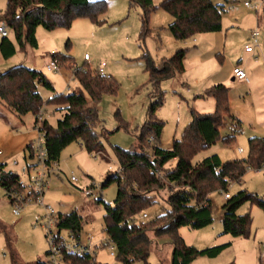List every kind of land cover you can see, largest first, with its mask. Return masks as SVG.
I'll list each match as a JSON object with an SVG mask.
<instances>
[{
    "label": "rangeland",
    "instance_id": "374dc122",
    "mask_svg": "<svg viewBox=\"0 0 264 264\" xmlns=\"http://www.w3.org/2000/svg\"><path fill=\"white\" fill-rule=\"evenodd\" d=\"M160 1L152 0L155 5ZM212 1L224 5L222 37L226 39L232 53L239 55L246 42L249 46L253 45L249 32L256 29L264 34V25L258 20V15L263 14V6L258 4L261 0ZM245 2L258 4L259 7L255 10L246 6ZM5 7L6 0H0V11ZM101 18L103 21L97 23L88 17H79L75 18L69 27L53 30L38 26L35 33L38 46L27 47L25 52L17 48L16 53L8 59H4L0 54V73L18 64L42 71L54 87L51 90L42 85L38 86V91L46 101L54 92L66 93L78 87V81L72 75L76 66L88 64L92 70H97L100 63H105L104 71L113 78L116 89L112 93H104L95 104L99 120L95 130L101 135L102 150L88 152L78 142L68 144L55 163L43 198L44 203L56 213L76 210L81 215L83 228L80 238L84 240L86 236L93 237L97 246L95 255L98 264H122L116 259L115 248L108 242L103 231V203H113L117 184L115 181L102 184L109 175L119 171L113 146L136 149L137 136L148 105L156 94L145 68L144 54L147 53L158 63L161 58L170 57L176 49L188 48L185 70L174 77L161 80L158 86L162 103L154 115L164 122L159 138V143L164 148L170 147L174 138H180L184 127L192 119V111L209 113L214 110V105H211L209 110L201 111L207 109L201 106L202 102L213 103L212 98L200 96L205 89L201 88L211 70L221 69L220 72L227 77L229 61L225 59L221 62L222 56H217L212 60V64L203 63L199 52L193 51L197 45V35L186 41L175 40L167 27L171 16L161 8L149 13V32L144 36L141 35L144 30L142 9L136 3L130 5L129 0H105V12ZM261 48L257 58L248 60V68L254 67L256 60L264 67V48ZM51 52L70 55L73 58V66L60 62L58 70H48L46 65L52 59ZM84 54H87V60ZM223 84L230 88V94H233L230 107L241 120V129L236 133L234 140L226 144L223 138L230 133V126L221 128L220 137L197 152L193 161L211 154H217L222 161L245 158L248 154V138L264 137V74L260 72L258 77L252 78V91L247 93L244 91V83L240 81ZM42 112L43 118L53 125L61 117V113L55 111L52 104L44 103ZM37 136L38 130L34 127V115L31 112L18 115L0 102V149L3 151L0 163H5L4 171L17 172L26 184L27 176L18 166H12L11 162H31L33 159L29 156L26 146L34 145ZM238 148H241L242 152H238ZM71 176H74L76 181H72ZM88 189L91 190L89 195L85 194ZM241 189H246L264 200V167L258 170L248 169L240 181H233L229 185L228 191L234 194ZM6 191L0 185V221L12 229L15 235L14 248L19 254V264H38V260L45 261L49 244L43 225L46 220L44 206L33 202L23 205L19 213L14 214V204ZM167 194L168 189H165L157 197V202L145 210L148 215L146 220L162 212L166 206L164 199ZM210 197L213 222L199 229L182 226L179 233L187 244L196 248L226 242H230V245L216 257L201 256L191 264H264V208L255 203H243L238 208V213H250L252 220L249 235L233 237L223 233L220 219L224 193L213 192ZM99 199L101 200L98 201ZM52 229L56 230V227L53 225ZM67 234L68 231L61 230L63 237ZM168 242V239L157 241L158 245L153 247L148 258L150 264H169L171 244ZM111 250L114 255H110ZM0 264H11L1 232ZM130 264L140 263L136 261Z\"/></svg>",
    "mask_w": 264,
    "mask_h": 264
},
{
    "label": "trees",
    "instance_id": "16d2710c",
    "mask_svg": "<svg viewBox=\"0 0 264 264\" xmlns=\"http://www.w3.org/2000/svg\"><path fill=\"white\" fill-rule=\"evenodd\" d=\"M133 3L142 9V36L149 32V13L157 8L172 17L167 27L177 41H186L196 34L216 32L222 28L224 5L212 0H161L158 5L152 0H129L130 5ZM104 12L105 0H6L5 9L0 11V20L6 23L8 35L0 37V54L8 59L17 48L24 52L27 47L36 48L38 26L46 30L67 28L79 17L101 23ZM261 20L264 23V5ZM186 51V48H178L158 63L147 53L144 54L145 68L156 94L148 105L137 136L136 149L113 146L119 171L109 175L102 185L115 181L117 192L112 204L103 203V231L115 248L116 259L122 264L136 261L150 264V252L162 239H168L171 244L170 264H191L201 256H218L230 242L196 248L185 242L179 229L182 226L199 229L210 225L214 220L210 195L213 192L229 193L230 181H240L249 168L259 169L264 164V137L260 136L248 138L245 158L222 161L217 154H211L193 161L197 152L220 137L221 128L230 126V133L223 138L226 144L232 142L241 129V120L230 111L229 88L223 83H216L200 94L214 99L212 112L192 111V119L184 127L180 138H174L168 148L160 145L164 122L154 115L162 103L158 86L161 80L184 71ZM50 55L59 66L60 62L73 66V58L68 54L53 52ZM72 75L78 81V87L66 93L54 92L44 101L38 86L51 90L54 87L42 71L18 64L0 73V102L15 114L31 112L34 115V127L44 135L49 162H58L61 151L72 142H78L88 152L102 150L101 135L95 130L99 123L95 104L104 93L115 91V81L110 75H100L97 70H92L88 64L73 68ZM44 103L54 105V110L61 113L55 125L46 118L38 119ZM26 148L31 153V145ZM4 165L0 163V185L6 190H24L26 183L19 174L4 171ZM165 189H168V194L162 212L143 224L137 222L141 213L155 204ZM245 202L264 208V200L246 189L229 193L220 207L223 233L233 237L249 235L251 215L249 212L238 213V208ZM56 226L60 231H69L80 239L82 217L76 210L58 212ZM0 232L4 236L11 264H19L12 229L0 221ZM72 260L79 261L76 258Z\"/></svg>",
    "mask_w": 264,
    "mask_h": 264
},
{
    "label": "built area",
    "instance_id": "2783aa9c",
    "mask_svg": "<svg viewBox=\"0 0 264 264\" xmlns=\"http://www.w3.org/2000/svg\"><path fill=\"white\" fill-rule=\"evenodd\" d=\"M245 5L250 6L255 10H257L259 7L258 4L251 5L248 2H245ZM7 35V25L4 21L0 20V37ZM257 35L258 31L256 29L251 32L253 45L258 44ZM244 49L245 51H252L253 46L246 45ZM84 58L88 59L87 54H85ZM104 66V62L100 63L97 72L100 75L108 76L104 71ZM46 68L48 70H58L60 66L57 60L52 58L50 63L46 65ZM232 73L234 78L239 81H249L246 72L239 65L233 67ZM42 118L43 112L41 109L38 113V119L40 120ZM238 151L241 152L242 149L239 148ZM2 154L3 151L0 149V155ZM29 156L33 159L29 163L25 162L23 164H19V161L17 160H13L11 162L12 166H18L20 171L27 176L28 184H26L25 189L20 191L10 188L6 192L8 194V197L10 198V201L14 204V214H18L20 208L23 205L33 202L40 204L45 208L44 217L46 220L44 221L43 225L46 228V238L49 244V249L47 251V259L45 261H41V263L39 264H96L97 262L95 249L97 246L93 242V237L89 235L86 236L84 240H82L81 238L77 239L69 231L67 236L63 237L61 235V231L56 226L57 213L52 207L44 203L43 195L48 187L50 175L54 172L55 162L48 161V153L45 148L44 135L42 132H38L35 144L31 145V153ZM263 167L264 164H262L259 169H262ZM71 180L76 181V178L74 176H71ZM231 183L232 181L229 182L230 185ZM85 194H91V190H85ZM224 197L228 198L229 193H224ZM147 218V213L143 212L136 221L140 224H143ZM53 225L56 227V230L52 229ZM110 255H114L113 250L110 251ZM72 258H76L80 262H74Z\"/></svg>",
    "mask_w": 264,
    "mask_h": 264
},
{
    "label": "crops",
    "instance_id": "0c3cea01",
    "mask_svg": "<svg viewBox=\"0 0 264 264\" xmlns=\"http://www.w3.org/2000/svg\"><path fill=\"white\" fill-rule=\"evenodd\" d=\"M258 4L263 6L264 0H261L260 2H258ZM171 19H172V17H171ZM258 20H261V16H259V15H258ZM261 22H262V20H261ZM263 25H264V23H263ZM222 32H223V25H222V28L220 31L211 32V33L208 32V33L196 34L197 35V40H196L197 45L194 46L193 51L199 52L200 57H203V58H201V59H203L202 60L203 63L210 62L212 64L213 63L212 60H214L215 57H217V56H222L221 62H223L225 59H227L229 61V65H228L229 69H228L227 77L224 76L222 72H220L221 69L211 70V72L208 74L209 77L207 78V80L205 81V84L202 86L201 89H203V88L206 89V88H208V87H210L216 83H222L223 82V83L227 84L229 82L231 83L232 81H239V80L234 78L233 73H232L233 67L239 65L245 70V72L249 78L248 82L240 81V82L244 83V87H245L244 91H246V93L249 91H252V89H251L252 87L250 84L251 80L253 77H255V78L258 77L260 72L264 74V67L260 64L259 60H256L254 62V67H251V69H250V67L248 68L247 62H248V60H251L252 57L257 58L258 57L257 55L259 54L258 51H261V49H262L261 47L264 48V34L258 32V35H257L258 44L252 45L253 46L252 51H245V49H244L243 51L240 52L239 55H237V53L236 54L232 53V50H229L226 39L224 37H222L223 36ZM251 32H249V36H250ZM259 36H260V38H259ZM249 38L251 39V37H249ZM246 45H248L247 42L244 44V46H246ZM186 49H187V51H186V54H187L188 48H186ZM84 56H85V54H84ZM185 58H186V56H185ZM85 60H87V59H85ZM184 63H185V60H184ZM184 66H185V64H184ZM184 70H185V68H184ZM230 95L231 94H230V88H229V91H228L229 107H230V101H231V99H233V94L231 96ZM208 98H212V97L208 96ZM212 102L213 103L207 102V104L202 102L201 106L206 107L207 109L201 110V111L209 110L211 105H214L213 107H215V101L213 98H212ZM230 111L233 115H235L232 112L231 107H230ZM200 113H204V112H200ZM237 118H239V117H237ZM220 219H221V216H220ZM169 264H170V260H169Z\"/></svg>",
    "mask_w": 264,
    "mask_h": 264
}]
</instances>
